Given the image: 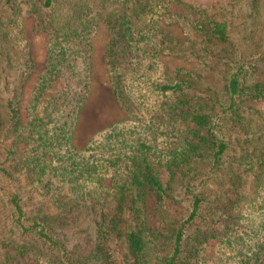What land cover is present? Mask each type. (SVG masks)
<instances>
[{
  "label": "trees",
  "instance_id": "16d2710c",
  "mask_svg": "<svg viewBox=\"0 0 264 264\" xmlns=\"http://www.w3.org/2000/svg\"><path fill=\"white\" fill-rule=\"evenodd\" d=\"M173 5L184 15L172 13ZM220 5L255 15L264 0ZM226 17L182 0H0V58L10 63L11 52L18 60L0 98V264H19L22 256L35 264H79L50 224L27 216L9 184L18 177L58 211L55 221L81 208L100 211L102 264H114L112 243L125 252L124 264L264 263V116L246 105L264 101V80H252L264 45L243 57ZM176 18L185 21L192 45L234 58L223 104L191 94L192 71L166 66L164 58L185 54L168 30ZM26 20L44 34L46 58L23 121V87L35 71L22 37ZM101 25L109 34L110 89L125 117L77 149L72 134L90 92L91 39ZM164 172L180 182L186 209L170 231H156L146 224L144 205L147 195L158 209L174 200ZM223 178L228 189L221 193L215 188ZM227 191L235 197H223Z\"/></svg>",
  "mask_w": 264,
  "mask_h": 264
},
{
  "label": "rangeland",
  "instance_id": "374dc122",
  "mask_svg": "<svg viewBox=\"0 0 264 264\" xmlns=\"http://www.w3.org/2000/svg\"><path fill=\"white\" fill-rule=\"evenodd\" d=\"M182 2H188L198 8L207 9L208 12L212 11L214 13L218 11V13H222L225 16L227 14L226 18L232 21V40L236 41L234 46L240 50L238 53H243V57L251 53H260L263 50L264 7L260 8L257 14L248 15L247 13L249 11L246 7L241 8L235 6L234 8L231 7L223 10L220 5V0H182ZM171 11L174 14L184 15L182 5H173ZM184 23L185 21L177 20L176 18L170 24L168 30L171 35L170 37L173 40L175 39L178 46L185 51V54L182 55L183 57L169 55L164 58L166 66L171 69L174 67H183L192 71L196 74V79L192 83L193 89L191 94L201 96L206 102H211L212 104H223L224 99H226L224 92L226 71L228 70L229 63L234 58L232 60L225 59L220 55L217 47H208V51H204L201 45H192L191 41L186 40V34L182 28V24ZM22 28V37L28 46L29 54H31L35 66L32 78L23 87L21 109L23 114L22 120L24 121L25 114L23 111L27 102L28 93L45 65L46 38L43 33L37 31L34 23L30 20L24 21ZM251 28L255 31L250 35ZM108 36L107 29L101 25L95 36L91 39L92 81L90 92L79 114L77 126L73 131L71 140V143L77 149L84 147L86 141L94 133L125 117V114L120 110V106L113 97L109 85L110 81L104 52ZM2 42L4 41L0 40V47ZM224 53L228 55L226 52ZM10 59V63H6L5 60H1L0 58V98L5 95V90H3L4 86L8 87L7 83L14 80L18 71V60L11 52ZM256 65L257 70L253 73L252 80H264V62L260 60ZM246 105L253 107L264 116V101L259 103L247 102ZM2 159L3 155H0V161ZM218 176L217 174L216 177ZM244 177L245 175H242V178ZM161 181L168 185L170 195L174 200L167 204L165 210L158 209L155 197L147 195L144 205L145 220L147 226L152 230L159 231L163 227L162 229L164 231H170L184 215L186 208L180 202L182 192L180 182L173 179L169 182L165 172L161 176ZM220 183L222 186L215 188V190L218 189L223 193L228 189L226 180L223 178ZM9 184L14 190L18 191L27 216L30 219H35L36 217L37 219L45 220L50 224L53 236L63 244L73 261L79 264H102L101 252L103 244L95 230V221L100 211L81 208L70 212L64 220L57 218L58 220L55 221V217L59 216L58 211L55 210L45 197L33 193L27 185V182L18 177L16 181L9 182ZM223 197L233 199L235 194L227 191L223 194ZM111 205H106V209ZM111 245L115 250L114 264H124L125 252L116 246L115 243ZM18 259L19 264H35L27 256L18 257Z\"/></svg>",
  "mask_w": 264,
  "mask_h": 264
}]
</instances>
